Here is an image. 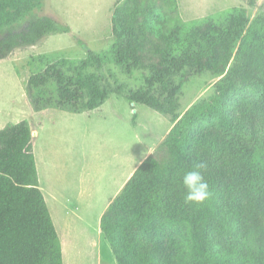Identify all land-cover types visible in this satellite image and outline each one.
I'll return each instance as SVG.
<instances>
[{
	"label": "trees",
	"instance_id": "16d2710c",
	"mask_svg": "<svg viewBox=\"0 0 264 264\" xmlns=\"http://www.w3.org/2000/svg\"><path fill=\"white\" fill-rule=\"evenodd\" d=\"M168 4L164 18L158 4ZM44 0H0V60L16 49L71 28L39 16ZM179 0H119L113 43L85 46L82 59L41 55L32 60L27 92L35 112L50 108L97 112L113 95L170 116L168 157H147L110 203L101 232L117 264H264V7L253 19L244 7L184 21ZM162 59L147 66L152 43ZM124 74L149 70L130 89ZM210 73L212 93L182 110L177 81ZM0 264H65L60 233L40 188L28 121L0 132ZM211 196L186 203L183 174L196 163Z\"/></svg>",
	"mask_w": 264,
	"mask_h": 264
},
{
	"label": "rangeland",
	"instance_id": "374dc122",
	"mask_svg": "<svg viewBox=\"0 0 264 264\" xmlns=\"http://www.w3.org/2000/svg\"><path fill=\"white\" fill-rule=\"evenodd\" d=\"M118 1L44 0L36 14L67 24L71 31L18 48L0 60V132H8L24 120L30 124L38 167L46 166L40 177L42 190L61 236L65 264H117L101 232V218L136 165L150 155L160 160L168 157L162 144L174 125L170 116L135 106L118 95L103 105L98 118L53 108L35 112L28 96V80L40 71L38 65L31 64L33 59L41 55L82 59L85 46L97 52L109 49ZM232 7H244L253 19L264 7V0H179L174 15L191 21ZM158 8L163 18L171 14L164 1ZM150 38L152 43L141 53L144 63L161 69V56L153 47L161 46L162 41L154 34ZM116 72L130 89L144 86L150 76L149 70L131 75ZM217 81L210 73L180 77L182 110L212 93ZM5 148L0 142V153Z\"/></svg>",
	"mask_w": 264,
	"mask_h": 264
},
{
	"label": "clouds",
	"instance_id": "9594fccd",
	"mask_svg": "<svg viewBox=\"0 0 264 264\" xmlns=\"http://www.w3.org/2000/svg\"><path fill=\"white\" fill-rule=\"evenodd\" d=\"M204 168L206 165L203 162L196 163L191 170L183 174L182 184L186 189L184 196L186 203L201 204L210 198V186L202 173Z\"/></svg>",
	"mask_w": 264,
	"mask_h": 264
},
{
	"label": "crops",
	"instance_id": "0c3cea01",
	"mask_svg": "<svg viewBox=\"0 0 264 264\" xmlns=\"http://www.w3.org/2000/svg\"><path fill=\"white\" fill-rule=\"evenodd\" d=\"M103 107V106H102ZM102 107L99 109V110H96L97 112H92V113H85V114H87L89 117H95L96 116V118H98L99 116H100V112H101V109H102ZM98 113V114H97ZM172 129V128H171ZM170 129V130H171ZM34 151H35V147H34ZM36 153V152H35ZM151 156V155H150ZM36 157H37V168H38V173H39V179H40V188L42 189V188H44L43 187V184H42V178H40L41 177V172H42V174H44L45 173V169H46V166H44L43 167V164H42V166H40V168L38 167V156L36 155ZM149 157V156H148ZM147 158V157H146ZM145 158V159H146ZM144 159V160H145ZM144 160H142L138 165H136L131 171H130V173H129V175H128V177L126 178V180H125V182L121 185V187L120 188H124V186H125V184L128 182V180L131 178V176L134 174V172L136 171V169L141 165V163L144 161ZM44 184H46V182H44ZM43 191V190H42ZM43 193H44V191H43ZM46 197V196H45ZM46 199H47V197H46ZM47 202H48V199H47ZM48 205H49V202H48ZM50 208V207H49ZM51 211V210H50Z\"/></svg>",
	"mask_w": 264,
	"mask_h": 264
}]
</instances>
